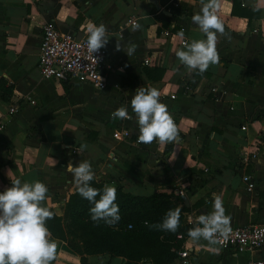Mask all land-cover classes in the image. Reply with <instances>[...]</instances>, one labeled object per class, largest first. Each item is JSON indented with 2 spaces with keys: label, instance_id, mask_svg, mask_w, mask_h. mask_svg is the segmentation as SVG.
Here are the masks:
<instances>
[{
  "label": "crops",
  "instance_id": "1",
  "mask_svg": "<svg viewBox=\"0 0 264 264\" xmlns=\"http://www.w3.org/2000/svg\"><path fill=\"white\" fill-rule=\"evenodd\" d=\"M156 3L158 8L148 0H0V77L11 83L0 111L16 106L14 114L4 115L0 130V192L17 178L39 180L48 188L45 206L61 215L75 187L65 165L88 160L105 185L176 197L184 224V212L212 211L213 194L222 197L231 226L264 221V0H219L216 14L226 35L218 38L219 63L203 75L188 73L175 56L186 41L205 38L191 20L200 0ZM46 21L75 36L88 37L93 25L106 27L111 68L103 89L41 76L37 56ZM136 24L140 27L133 30ZM117 42L135 44L134 54L117 51ZM142 86L160 92L178 128L176 142L137 143L134 117L112 118L122 106L132 115L130 99ZM121 128L127 134L113 137ZM82 145H87L83 151ZM255 147L256 155L241 162L240 154ZM241 174L253 180L251 189ZM177 233L182 232L169 241L170 249L176 247L169 264H180L182 248L185 264H241L264 255V246L237 251L204 240L193 243L188 232L183 238ZM52 238L57 244L52 264H80L74 250ZM110 257L95 253L85 259L86 264L123 263L122 256L113 263Z\"/></svg>",
  "mask_w": 264,
  "mask_h": 264
},
{
  "label": "clouds",
  "instance_id": "2",
  "mask_svg": "<svg viewBox=\"0 0 264 264\" xmlns=\"http://www.w3.org/2000/svg\"><path fill=\"white\" fill-rule=\"evenodd\" d=\"M200 5L199 12L193 14L191 20L205 38L186 41L175 56L188 73L203 75L210 65L219 63L218 38L226 33L216 14L219 0H200ZM257 10L253 8V11ZM139 27L136 24L133 30ZM107 32L103 24L90 27L86 46L92 56L107 45ZM115 47L131 56L137 46L130 42H117ZM130 106L132 115H129L127 107L122 106L111 116L124 120L134 117L138 127L137 143L148 145L156 141L167 144L178 140V128L167 106L160 102V92L156 88H137L130 99ZM86 147L82 145L81 151ZM65 170L73 177L76 193L92 205L89 213L93 223L103 221L110 227L115 226L120 220L119 205L115 202L116 188L110 185H104L102 189L92 187L95 174L88 160L79 161L75 166L68 162ZM47 194V186L39 180L29 183L22 182L20 178L11 180V186L0 192V264H52L57 244L46 226L47 221L54 218V212L44 203ZM180 213L179 207L169 209L161 222L148 225L145 221V225L175 233L180 226ZM231 231V218L225 214L222 197L213 194L212 211L197 217L196 226L188 230V237L193 243L204 240L212 246L220 243L221 239L226 241Z\"/></svg>",
  "mask_w": 264,
  "mask_h": 264
},
{
  "label": "trees",
  "instance_id": "3",
  "mask_svg": "<svg viewBox=\"0 0 264 264\" xmlns=\"http://www.w3.org/2000/svg\"><path fill=\"white\" fill-rule=\"evenodd\" d=\"M11 91V83L0 77V99L7 101ZM105 184L95 178L91 186L102 189ZM116 188V203L119 205V215L122 222H129L130 228L98 224L90 219L89 209L92 205L76 193V188L69 193L63 207L62 215L54 213V218L47 221V227L54 237L62 239L78 254L80 264H86V255L106 253L109 256H122V264H139L150 261L152 264H169L175 257V249L169 242L176 232H188L189 225L183 223L180 213V226L175 233L160 231L145 225L161 222L169 209H175V201L171 194L163 191H153L149 194H134L122 190L120 184L110 185ZM99 199V197H97ZM182 210V208L180 207ZM51 210V209H50ZM69 219L64 222V219ZM66 228H65V226ZM70 231L73 240L66 237ZM161 236V237H160Z\"/></svg>",
  "mask_w": 264,
  "mask_h": 264
},
{
  "label": "built area",
  "instance_id": "4",
  "mask_svg": "<svg viewBox=\"0 0 264 264\" xmlns=\"http://www.w3.org/2000/svg\"><path fill=\"white\" fill-rule=\"evenodd\" d=\"M131 23H134V20H131ZM87 39V36H75L69 31H62L50 21L43 22L37 56V67L41 76H52L59 79L73 78L88 82L95 89H103L111 64L107 60V52L104 47L93 53V56L89 53L86 46ZM15 111V104H8L4 111H0V130L4 126V115L10 116ZM126 134L125 128L112 132L115 138H122ZM255 149L256 147L248 150L247 154H240L241 162L254 157ZM241 178L245 181L247 190L253 187V180L247 174H241ZM201 214L203 213L184 212V221L187 225L194 227L197 217ZM231 229L229 238L226 241L221 239L217 244L220 248L232 247L237 251H244L264 246V221L234 225L231 226ZM176 237L183 238V235L177 233ZM177 256L178 263L185 264L187 249H178ZM241 264H264V255L250 258Z\"/></svg>",
  "mask_w": 264,
  "mask_h": 264
},
{
  "label": "rangeland",
  "instance_id": "5",
  "mask_svg": "<svg viewBox=\"0 0 264 264\" xmlns=\"http://www.w3.org/2000/svg\"><path fill=\"white\" fill-rule=\"evenodd\" d=\"M65 203V202H64ZM63 207H64V205H63ZM63 213V212H62ZM62 215V214H61ZM181 215L183 216V214H182V211H181ZM122 219H123V217L122 216H120V220H119V222L115 225V226H112L113 228H118V227H125V228H130V227H128V224H129V222H122ZM182 220H183V218H182ZM69 221V219H67V218H65L64 219V222L66 223V222H68ZM65 226V225H64ZM65 228H66V226H65ZM65 235H66V237H69V238H71V239H73V240H75V239H77V237H72V234H71V232L70 231H68V230H66V232H65ZM161 237V236H160ZM111 259H110V262L111 263H113L116 259V257L115 256H111L110 257Z\"/></svg>",
  "mask_w": 264,
  "mask_h": 264
},
{
  "label": "water",
  "instance_id": "6",
  "mask_svg": "<svg viewBox=\"0 0 264 264\" xmlns=\"http://www.w3.org/2000/svg\"><path fill=\"white\" fill-rule=\"evenodd\" d=\"M149 2L153 3L155 5L156 8H158V5L156 3V0H148ZM162 12H164V10H162ZM139 264H152L150 261H143Z\"/></svg>",
  "mask_w": 264,
  "mask_h": 264
}]
</instances>
